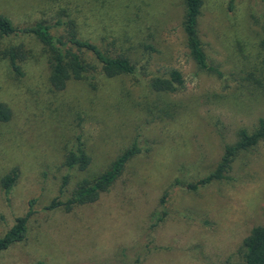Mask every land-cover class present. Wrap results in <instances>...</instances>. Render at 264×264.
Masks as SVG:
<instances>
[{
	"label": "rangeland",
	"instance_id": "rangeland-1",
	"mask_svg": "<svg viewBox=\"0 0 264 264\" xmlns=\"http://www.w3.org/2000/svg\"><path fill=\"white\" fill-rule=\"evenodd\" d=\"M0 12L18 26L73 18L82 36L143 67L142 75H99L56 90L35 37L0 36V100L13 111L0 123V237L32 199L36 210L27 238L1 251L0 264H241L243 239L264 223V140L236 158L228 179L195 191L173 184L207 175L237 130L264 117V0H205L199 29L223 76L190 56L184 0H0ZM21 42L38 58L23 75L3 53ZM171 68L183 73L182 88H147ZM79 133L92 162L72 174L69 190L106 171L134 140L144 151L96 202L47 210L68 197L60 194L62 163ZM14 168L8 201L1 179Z\"/></svg>",
	"mask_w": 264,
	"mask_h": 264
},
{
	"label": "trees",
	"instance_id": "trees-1",
	"mask_svg": "<svg viewBox=\"0 0 264 264\" xmlns=\"http://www.w3.org/2000/svg\"><path fill=\"white\" fill-rule=\"evenodd\" d=\"M185 14L183 29L187 38V47L192 59L198 68L209 73L223 76L222 71L209 58L205 42L202 40L199 19L205 0H184ZM33 36L44 47V55L51 67L50 83L56 90L66 88L71 80H87L94 84L99 75L116 77L119 75H142V66L128 55L120 52H112L104 44H99L82 36L78 29V23L73 18L60 17L54 21H37L35 23L18 26L14 20L0 12V36ZM4 57L8 60L9 67L17 74L23 75L24 64L29 58L38 59L31 47L24 42L10 44L4 50ZM185 85L183 73L177 68L169 69L164 75H154L147 80V88L157 93H173ZM179 105L170 107L173 116L178 112ZM162 112H169L167 108ZM13 117L11 107L0 100V123L8 122ZM264 140V117H260L257 125L250 129L241 127L237 130V139L234 142H226L223 154L216 167L207 175L199 177L195 181L184 182L177 178L173 186L180 185L190 190L229 178L233 163L242 153L250 152ZM149 149L147 148V151ZM138 141L134 140L112 162L110 167L94 179L83 178L71 190L72 174L76 171L86 170L92 157L86 149V139L83 134L75 136L72 145L68 148L62 167L65 173L62 175L60 194L68 193L66 200L60 196L52 199L45 207L47 210L64 208L72 211L76 206L96 202L112 184L120 177L128 162L143 153ZM19 177V170L14 168L1 179L7 200ZM169 190L161 198V206L165 207ZM35 200L29 203L25 215L16 218L13 226L0 237V252L8 249L16 242L27 238L29 219L36 212ZM155 213L153 226L164 220L166 211ZM242 252L241 264H264V223L254 226L250 233L243 239L240 248Z\"/></svg>",
	"mask_w": 264,
	"mask_h": 264
}]
</instances>
